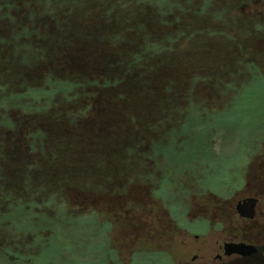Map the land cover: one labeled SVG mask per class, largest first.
I'll use <instances>...</instances> for the list:
<instances>
[{"label": "rangeland", "instance_id": "rangeland-1", "mask_svg": "<svg viewBox=\"0 0 264 264\" xmlns=\"http://www.w3.org/2000/svg\"><path fill=\"white\" fill-rule=\"evenodd\" d=\"M108 1L106 23L93 14L94 0H82L81 21L77 14L66 18L65 8L32 20L40 33L29 34L30 48L0 41V264H173L165 250L138 251L137 237L153 227L144 218L145 190L163 194V209L178 227L201 235L208 226L186 218L190 186L203 192L204 203L207 194H227L264 143V31L230 11L252 8L250 0H206L202 14L201 0H126L133 1L130 14L119 7L123 0ZM15 10L0 3V15ZM53 17L56 31H47L44 24ZM102 26L104 39L97 40ZM139 28L138 43L128 46ZM108 30L121 36L109 51ZM142 38L160 47L129 65V51ZM238 51L260 65L249 68V57ZM110 56L125 62V95L139 94L140 105L133 98L137 104L126 111L108 110L105 100V111H89L84 125L64 128L76 121L71 110L78 112L72 104L77 97L101 93L97 80L107 89ZM64 77L80 84L63 89ZM46 79L49 89L31 88ZM22 89L32 94L10 97ZM36 129L41 137L32 151ZM76 190L100 197L89 205L74 202ZM121 197L136 201L131 215L120 216ZM125 235L132 240L124 246L119 241Z\"/></svg>", "mask_w": 264, "mask_h": 264}, {"label": "flooded vegetation", "instance_id": "flooded-vegetation-1", "mask_svg": "<svg viewBox=\"0 0 264 264\" xmlns=\"http://www.w3.org/2000/svg\"><path fill=\"white\" fill-rule=\"evenodd\" d=\"M242 2L249 3V0ZM250 3L253 4L252 8L231 9V15L238 19L252 20L264 31V0H250ZM205 5L204 1L197 11L202 14ZM236 12L237 14H234ZM259 31L253 30V34L261 33ZM157 44L160 47V43ZM237 53L249 57L244 62L249 68L256 69L255 66L260 65L250 58L248 52ZM261 64L262 68L264 63ZM243 72L246 73L245 70ZM227 83L230 84V80H227ZM205 93L208 92L205 91L203 95ZM223 93L220 92L218 96ZM207 140L209 144V139ZM261 150H264V143L252 156L248 168L237 174L236 183L227 194H207L210 202L204 203L205 200L199 199L203 192L195 191V187L190 186L193 191L186 208V218L188 224L201 221L208 226V230L201 235L190 232L188 228L178 227L163 209V194H153L145 190V200L142 202V205H145L144 218L152 222L153 227L144 237H137L142 243L138 245V251L165 250L169 252V258L172 257L173 264H264V152ZM160 160L164 159L161 157ZM91 192H72L74 202L77 200L81 204L89 205L92 198L96 197ZM99 197H96V200ZM133 199L129 202L121 197L124 209L121 210L120 216L131 215L136 202ZM148 200L151 201L149 204ZM129 237L130 235H125L119 242L125 246L128 244L127 240H132ZM125 250L128 255L127 247ZM174 250H177L175 256L171 254ZM131 255L132 253L128 258Z\"/></svg>", "mask_w": 264, "mask_h": 264}, {"label": "trees", "instance_id": "trees-1", "mask_svg": "<svg viewBox=\"0 0 264 264\" xmlns=\"http://www.w3.org/2000/svg\"><path fill=\"white\" fill-rule=\"evenodd\" d=\"M138 2H141L142 0H137ZM202 3H204V1L206 0H201ZM95 2V6L96 8V12L93 13L96 15L97 20L105 22V18L109 15L110 11L112 10V8H110L109 5V1L108 0H94ZM1 4H6L9 5L11 7L16 6V10L15 11H11V12H3V14H1L0 16V28H1V36H0V41L2 43H14V42H19L22 41L23 43V47L26 48H30V42L28 40L29 38V34L30 33H40V31H38L36 28V31L34 29V27L31 26V21L32 20H36V18H38V16H42L44 14H49V13H53L54 11L60 9V8H65V16L66 18L71 16L73 14V16H75L74 14H77L79 16V20L81 21L82 18L84 17V15H86L85 13L83 14L82 12H80L81 10H84V6H83V2L82 0H29V1H24V0H0ZM128 1L123 0L122 3L120 4L119 7H126L127 14H130L127 10L128 6H127ZM41 4V6L39 5ZM133 4V1H130L128 3V5ZM202 5V4H201ZM200 5V6H201ZM173 6L172 2L170 3H166L165 7H171ZM67 9H69V11H67ZM5 10V9H4ZM3 10V11H4ZM86 10V9H85ZM161 13L163 12V10H160ZM67 13H69L70 15H67ZM54 14V13H53ZM64 16V18H65ZM63 20V17H61ZM77 18V16H76ZM55 20V21H53ZM57 20L55 19V17H53V19L49 20L47 23L44 24L45 27H41L40 30H49L51 32H55V25L57 24ZM65 27L67 28L68 25L66 24ZM64 27V29H65ZM103 27V26H102ZM105 27V26H104ZM101 29L100 31L96 30V35L98 37L97 40H100L101 37L99 35L100 32L106 30V28ZM11 32L14 34L11 35ZM69 32L68 28L65 30V33ZM109 30H108V34H109ZM9 34L11 35V37L9 36ZM72 34V33H71ZM70 34V35H71ZM141 29L139 28V30H133V35H132V40L131 43L128 45H132L133 42L138 43V35H141ZM40 36V35H39ZM69 36V35H68ZM119 35H114L113 33H110L108 35V51L111 50V45H114L115 41H118L119 39ZM12 42H11V40ZM104 39V38H103ZM144 40L143 38L140 40V44L137 45V47L135 46V48L131 51H129V54L131 55L129 57L130 59V64L129 65H133L134 63H137V59L140 57L142 52H154L156 51V49L158 48V44L156 43V41H152V42H146L143 43ZM124 46H122L123 48ZM121 48V49H122ZM123 50V49H122ZM70 51L67 50V54ZM115 59L110 56L108 57V63L104 64V65H108V75H107V79H108V85L106 86V88H104V85L102 84V80H97L95 82V84H97L99 87H103L100 91L101 93L97 92L96 94L98 95H91L90 97L87 95L81 96V98L77 97V100L75 101V103L73 104V108H78L77 109V113L73 112V110H71V116L73 118H75L76 121L72 122H68L69 125L64 127L67 128L69 130H72L73 127L77 126L78 124H83L84 120H82L81 118L86 116L88 114L89 111H96L98 109H102L103 111H105L103 108H101V106L104 104L102 101H107L108 100V108L106 109H114V110H120V111H126L128 110L130 107L129 105H135L136 100H134L133 98L137 99V101H140L139 104L135 105V106H139L141 103V99L139 94L131 96V97H127L125 95V90L127 89V87L125 86L126 82L129 80V77L127 76V72L122 73L121 70L122 65L125 67V62H116L114 61ZM111 61V62H110ZM82 63V62H80ZM81 69L85 70L86 73H92V70H88V65H84V64H78ZM103 64L100 66L99 71L105 72L104 69L102 68V66H104ZM97 65H92V68L94 69ZM93 71H98V70H93ZM64 83H62L63 89H67L68 86L77 84L79 85L80 83H77L74 79L71 78H67L64 77V79L62 80ZM54 84L53 80H52V85ZM50 86V85H49ZM47 85V79L39 82L37 85L31 87V88H37L36 90L40 89V90H47L49 89V87ZM116 86V87H115ZM114 88H119L120 90L118 92L115 91ZM27 90V89H26ZM33 90V89H32ZM106 91H108V94H104ZM115 91V92H114ZM130 94L135 93L132 89L129 90ZM28 92H25V89L20 90L19 92H16L14 94H12L10 97H14L16 98V101L22 100L24 98H26L25 96H30L32 94V92L28 95ZM102 94V95H101ZM107 96V97H106ZM75 96L73 95H69L68 99L70 98L71 100L74 98ZM90 99V102L87 103L86 105L83 104V106H77L79 105V101L80 99ZM105 97V98H104ZM104 98V99H103ZM143 98V97H142ZM103 99V100H102ZM147 100V98H145ZM144 98L142 99V103L144 105ZM129 104V105H128ZM193 104V103H192ZM33 106H35L34 103H32ZM22 106H27L26 103H23ZM104 107V105H103ZM193 107V105H192ZM106 110V111H108ZM191 113V110H190ZM192 117V113L190 115ZM193 118V117H192ZM135 119V118H134ZM183 122L188 126L189 129H192V127H190L191 125L194 124V121L189 120V118L183 120ZM72 123V124H71ZM76 124V125H75ZM84 125V124H83ZM6 129L8 130V128L6 127ZM41 129L39 130H34L31 133V137L29 138V140L31 141L30 144L28 145L29 149L34 151L36 149H38V138L41 137ZM175 135V134H174ZM157 147V144H156ZM25 148V147H24Z\"/></svg>", "mask_w": 264, "mask_h": 264}]
</instances>
